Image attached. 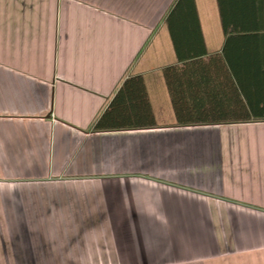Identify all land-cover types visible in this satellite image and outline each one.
Listing matches in <instances>:
<instances>
[{
    "label": "crops",
    "instance_id": "crops-1",
    "mask_svg": "<svg viewBox=\"0 0 264 264\" xmlns=\"http://www.w3.org/2000/svg\"><path fill=\"white\" fill-rule=\"evenodd\" d=\"M177 1L0 0V264H264V121L176 126L164 78L264 114V0ZM131 76L157 127L93 131Z\"/></svg>",
    "mask_w": 264,
    "mask_h": 264
},
{
    "label": "trees",
    "instance_id": "trees-1",
    "mask_svg": "<svg viewBox=\"0 0 264 264\" xmlns=\"http://www.w3.org/2000/svg\"><path fill=\"white\" fill-rule=\"evenodd\" d=\"M218 5L224 33L226 36H230L221 0H218ZM179 7L190 10L198 19L195 0H178L172 13ZM257 27L261 28L257 30H263L264 23ZM170 34L176 55L178 59L183 60L176 36L172 31ZM191 56L189 57L191 59L180 61L183 62L181 66H170L164 70V78L175 112L176 126L264 121V114L251 113L241 98L231 101L230 97V100H227L226 95H231L232 91L237 89L234 82L225 78L218 84L216 80L206 78L204 68L197 64L199 59L196 56L199 55L194 53ZM216 57L217 55H212L210 58L215 59ZM218 99L225 105L221 110L212 108V104H215ZM155 127H157V122L145 81L142 76H131L122 83L109 106L96 120L93 131H121Z\"/></svg>",
    "mask_w": 264,
    "mask_h": 264
}]
</instances>
